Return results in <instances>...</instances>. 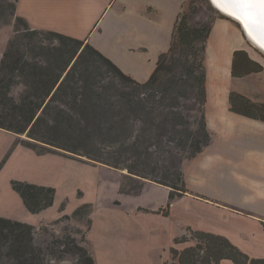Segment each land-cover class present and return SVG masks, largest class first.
<instances>
[{"label": "crops", "instance_id": "obj_1", "mask_svg": "<svg viewBox=\"0 0 264 264\" xmlns=\"http://www.w3.org/2000/svg\"><path fill=\"white\" fill-rule=\"evenodd\" d=\"M186 2L17 0L15 14L24 18L34 29L56 31L86 40L124 73L138 81H145L155 69L159 55L168 50L175 22ZM7 40L8 35L0 27V61ZM239 49H249L242 31L235 28L229 19L217 18L206 43L205 121L211 141L185 165L183 172L188 191L170 203L166 215L162 209L165 210L169 200V187L142 179L139 192H121L120 184L125 172L101 163L52 153L39 155L18 144L0 174L17 156L45 170L56 166L60 171L61 182L78 197L76 205L92 203L89 232L95 225L94 205H115L117 208L114 212L101 215L104 220L99 225L102 232L101 246L112 247L113 237L118 245L121 233L130 229L139 231L142 227L154 231L152 228L156 225L174 229L184 224L193 230L225 236L251 257H264V121L231 111L229 103L232 90L264 103V93L260 96L253 93L254 76L264 78V67L259 72L233 77V56L235 50ZM250 53L252 59L261 63L256 53ZM2 135L7 138V142L0 150V159L16 138L15 134L0 128ZM92 172L100 178H89L85 189L84 174ZM30 181L53 186L36 176ZM78 191H81V195H77ZM11 196L16 211H0V216L39 225L47 220H35L34 216L54 210L52 217L56 218L60 213L62 201L58 198L57 190L53 204L38 213H31L17 192L11 191ZM66 198L68 203L69 196ZM62 212H69L66 206ZM174 237L176 234H173ZM89 246L95 264H98L97 257L102 262V259L111 261L115 256L125 255L123 252L98 249L96 241L90 238ZM221 263L234 264L228 259Z\"/></svg>", "mask_w": 264, "mask_h": 264}, {"label": "trees", "instance_id": "obj_2", "mask_svg": "<svg viewBox=\"0 0 264 264\" xmlns=\"http://www.w3.org/2000/svg\"><path fill=\"white\" fill-rule=\"evenodd\" d=\"M16 1L8 3L13 17V34L7 40L0 61V128L17 135L25 134L27 138L16 136L0 161V170L14 147L21 144L39 155L60 153L62 149L85 156L86 159L75 157L86 162L127 168L129 173L138 174L131 165L124 164L123 157L127 152L124 143L134 137L133 146H146L162 130L167 132L165 126L173 121L172 115L179 114L173 108L179 103L174 92H177L181 77L162 75L168 62L179 63L177 65L186 71L184 76L191 79V97L201 105L202 128L198 135L203 139L190 144V158L209 144L211 135L205 121L206 67L202 64L204 55L200 51L205 50L212 24H189L188 3L191 0L178 15L168 50L159 55L155 69L145 81L124 73L86 40L32 28L15 14ZM187 48H195L190 65L181 59V56L187 58L190 51ZM177 51L181 52L180 57H177ZM95 62H100L103 70L93 68ZM263 67L246 50H235L233 77L259 72ZM17 76L24 78V88L18 97L12 93L19 83ZM229 103L231 111L264 121V103L233 90L229 93ZM119 145L121 147L116 149ZM103 148L108 150L103 152ZM128 177L124 174V178ZM149 180L170 188L168 203L165 210L162 209L164 215L170 203L188 191L183 173L179 171H155ZM137 181L138 184L132 187L121 181L120 191L139 192L142 182ZM11 186L31 213H38L53 204L56 192L53 186L17 179L11 180ZM65 206L66 200H63L59 211L62 212ZM91 212L92 203L85 202L62 217L80 220ZM90 223L89 219L88 229ZM188 228L191 234L176 236L173 243L192 241V244L182 249L170 246L171 260L164 264H222L224 259L234 264H264V257L249 256L225 236ZM34 229L33 224L0 216V240L8 242L10 251L6 261L9 264H52L42 255L43 248L35 245ZM63 244L78 256V264H95L90 248L75 243L71 237H66Z\"/></svg>", "mask_w": 264, "mask_h": 264}, {"label": "rangeland", "instance_id": "obj_3", "mask_svg": "<svg viewBox=\"0 0 264 264\" xmlns=\"http://www.w3.org/2000/svg\"><path fill=\"white\" fill-rule=\"evenodd\" d=\"M12 1L13 0H0V27L4 28L8 38L13 34V17L11 15V7L8 5V3ZM188 2L189 1L187 0L186 3ZM188 4H190V7L188 8V22L190 25L197 26L201 23H210L213 25L214 21L221 17L229 19L233 22L235 28L242 31L238 21L235 22L231 18L221 14L212 6L209 0H191V3L189 2ZM243 36L245 37L244 33ZM247 42L250 49H248L249 52L246 50L248 55L250 51L253 54L256 53L260 57V61L263 63L262 65H264V53L254 47L248 40ZM194 51L195 48L190 49V51L187 52V58L181 56V59L186 61L187 65L192 63V54ZM180 53L179 51L176 52L177 57ZM200 54L204 55L202 64L206 67V46L204 51H200ZM177 64L179 63L174 64L168 62L162 74L164 77H167L166 75H175L177 78L181 77V82L177 86V90L175 89L177 92H174L179 103L175 104L176 106L173 108L179 114L174 113L172 115L173 121L171 120L165 126L167 132L164 133V130H162L160 135L154 136L147 142L146 146L142 144H139L138 147L136 146L137 144L133 146L135 143L134 137L131 138L129 142L124 143V150L127 151L123 157L124 164L131 165L133 171L142 175L129 173L127 168L121 169L126 175H129L128 178H124V176L122 178L125 185L129 187L137 185V180L142 182V179H149L153 177L155 175V171H158L159 173L166 170L179 171L183 173L184 177L183 169L192 159L190 158V153L192 151L190 144L193 141L201 142L203 139L202 136L198 135V133L201 134L202 128V114L200 111L201 105L197 104L194 99H192L190 94L191 79L190 77L188 78L184 76V72L186 71H184ZM93 65V68L97 67L101 68V70L104 68L100 62H95ZM16 80L19 81V83L14 86L12 93L14 96L18 97L19 93L22 92L24 88V78L23 76H17ZM184 81H188V83H182ZM242 82L247 83L246 80H242ZM253 83L255 85L253 93L257 96H260L261 93L263 94L264 78L261 76H254ZM164 84L167 83L165 82ZM187 84H189V88ZM261 90H263V92ZM183 95H186V97H183ZM15 135L19 136L20 139L27 138L25 134ZM6 140L7 138L4 135L0 136V150L5 146L4 143L7 142ZM120 147V145L116 146V149H119ZM8 150L3 154L1 159L5 156ZM101 150L106 152L108 148H103ZM59 151L61 152L52 154L69 156L72 158H76L75 156H81L62 149ZM80 158L86 159L85 156H81ZM59 172L60 171L56 166L52 165L50 169L45 170L38 167L35 163L19 158V156L15 157V159H12L10 163L7 164L4 171L0 174V211H16L14 200L12 196L10 197L11 191H15L11 186L12 179L31 182L30 178H34L36 176L38 179L48 182L47 184H53L54 188L56 187L55 190H57L60 201L66 200V209L69 212L65 213L71 214L72 211L79 206L76 205L78 197L76 198L74 191L61 182ZM91 177V180L100 178L95 172L84 174L85 183L83 184V187L85 189L88 187L89 183L87 182L90 181L89 178ZM88 195L90 196V191H88ZM67 196H69L68 203L66 198ZM109 204L103 205L97 203L96 206L94 205L93 211L95 225L92 232H89L90 229H88L89 219L91 220L92 217L91 214L84 215L80 220L76 218L65 219L62 217L65 213L61 211H59V215L54 218L52 217L55 213L54 210H51L49 213L34 216L35 220H47L39 225H35L33 235L35 245L43 248L42 255H44V257L52 264H78V256L67 249V245L63 244L66 237H71L75 240V243L88 248L90 247V238L91 240L96 241L98 249L102 250V248H104L105 252L112 250L114 252H123L125 254L122 257L115 256L111 261H109V259H107L108 261L102 259V262H100L97 257L98 264H164V262L168 263L171 260L169 248L173 245V234H176L177 237L182 235L189 236L191 234L189 228L184 224H180L179 227H175L174 229H169L168 227L160 228L159 225H156V227L152 228L154 231L144 230V228L140 227L139 231L130 229L125 233H121L122 235L120 236L122 237L119 239L118 245H116L115 238L113 237L111 239L113 241L112 247H109L108 245L101 246L99 243L101 241L102 232L99 229V225L104 222L102 216L104 213L109 215L110 212H114L115 208H117L112 203L110 205ZM49 218L51 219L48 220ZM30 219H32V217ZM187 243H192V241L178 243L174 246L180 249ZM70 248H72V245ZM9 251L8 242L0 240V264H9V262L6 261V254L9 253Z\"/></svg>", "mask_w": 264, "mask_h": 264}, {"label": "snow or ice", "instance_id": "obj_4", "mask_svg": "<svg viewBox=\"0 0 264 264\" xmlns=\"http://www.w3.org/2000/svg\"><path fill=\"white\" fill-rule=\"evenodd\" d=\"M212 3L240 20L249 36L264 48V0H212Z\"/></svg>", "mask_w": 264, "mask_h": 264}, {"label": "bare ground", "instance_id": "obj_5", "mask_svg": "<svg viewBox=\"0 0 264 264\" xmlns=\"http://www.w3.org/2000/svg\"><path fill=\"white\" fill-rule=\"evenodd\" d=\"M224 12V11H223ZM225 13V12H224ZM229 18H231L230 16H228ZM232 19V18H231ZM232 20H234V21H237V20H235V19H232ZM240 21V20H239ZM240 27H241V29H242V31H243V33H244V35H245V37H246V39L254 46V47H256L257 49H259L261 52H263L264 53V48H262L260 45H259V42L258 41H256V40H254L253 38H251L250 36H249V34H248V32H247V30L245 29V27H244V24L240 21Z\"/></svg>", "mask_w": 264, "mask_h": 264}, {"label": "water", "instance_id": "obj_6", "mask_svg": "<svg viewBox=\"0 0 264 264\" xmlns=\"http://www.w3.org/2000/svg\"><path fill=\"white\" fill-rule=\"evenodd\" d=\"M209 1H210V3L212 4V6H213L215 9H217L221 14H223V15L226 16V17L230 16L232 19H235V20H237V21L240 23V21H239L238 19H236L234 16H232V15H228V14L224 13V12H223L222 10H220L218 7L214 6L213 3H212V0H209ZM228 18H229V17H228Z\"/></svg>", "mask_w": 264, "mask_h": 264}]
</instances>
